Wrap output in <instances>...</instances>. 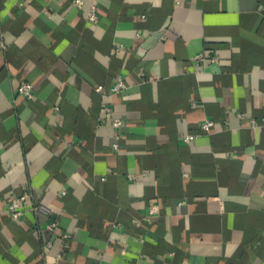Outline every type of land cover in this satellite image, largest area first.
Masks as SVG:
<instances>
[{
  "label": "crops",
  "instance_id": "1",
  "mask_svg": "<svg viewBox=\"0 0 264 264\" xmlns=\"http://www.w3.org/2000/svg\"><path fill=\"white\" fill-rule=\"evenodd\" d=\"M0 30V264H264V0H0Z\"/></svg>",
  "mask_w": 264,
  "mask_h": 264
},
{
  "label": "built area",
  "instance_id": "2",
  "mask_svg": "<svg viewBox=\"0 0 264 264\" xmlns=\"http://www.w3.org/2000/svg\"><path fill=\"white\" fill-rule=\"evenodd\" d=\"M85 0H73V4L75 7L77 8H82L84 6ZM98 17H99V13H98V7L97 5L93 4L90 7L89 13L87 15V18L89 20L90 23H95L98 21ZM122 47V46H121ZM121 47H118L117 49H120ZM6 48V42L4 39V33L2 30H0V49H4ZM207 56L204 53H200L197 54L194 57V60L196 62L197 65H201L202 63H204L207 60ZM210 60L213 62L217 61V57L216 56H211ZM127 88V84L124 80V78H119L112 86V91L113 93H119L122 92L123 90H125ZM34 85L31 82H21L18 86H17V90L16 93L18 96L24 97L27 100H31L34 98L35 96V90H34ZM98 89H101L98 86ZM193 105H195V102L193 103ZM56 109H59V107H56ZM104 111V118L106 120H109L112 124V126L116 129H120L122 124H123V120L122 118H120L119 116H117L112 108V106L110 105H105L103 108ZM253 123H258V120L253 119L252 120ZM262 122H264V117L261 119ZM215 125V120L207 118L205 119L202 123H201V130L203 132H211L213 126ZM197 136V134H187L184 136V141L189 142L192 139H194ZM118 137V135H117ZM115 148H118V143L116 142L114 144ZM130 179H134L135 176L132 174H129L128 176ZM66 191H63V194H65ZM32 197V193L30 191H25L23 192L21 195L19 196H14L12 197L9 202H8V209L10 210L11 215L13 216V218L18 219L21 216H23V214L25 213V207L27 206L28 201L31 200ZM31 207L35 212H43V213H51L54 208L43 204V203H36V202H31ZM159 207L157 204H154L150 210H149V214L152 215L156 212H158ZM57 222L56 221H52L49 223L48 227L52 230H55L57 228ZM65 239H69L71 237V235L69 233L64 234Z\"/></svg>",
  "mask_w": 264,
  "mask_h": 264
},
{
  "label": "water",
  "instance_id": "3",
  "mask_svg": "<svg viewBox=\"0 0 264 264\" xmlns=\"http://www.w3.org/2000/svg\"><path fill=\"white\" fill-rule=\"evenodd\" d=\"M161 35H162V34L159 33V32L155 33L156 38L160 37Z\"/></svg>",
  "mask_w": 264,
  "mask_h": 264
}]
</instances>
